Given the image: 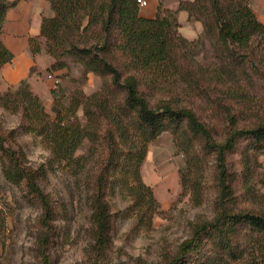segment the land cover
I'll use <instances>...</instances> for the list:
<instances>
[{
    "label": "trees",
    "instance_id": "trees-1",
    "mask_svg": "<svg viewBox=\"0 0 264 264\" xmlns=\"http://www.w3.org/2000/svg\"><path fill=\"white\" fill-rule=\"evenodd\" d=\"M48 1L52 14L43 15L39 34L29 39L31 52L40 53L44 42L53 58L52 69L66 68L70 59L83 66L84 75H98L101 90L84 101L75 97L69 110L64 114L58 110L54 120L45 118L40 97L25 80L16 91L2 95L0 101L15 110L22 107L30 120L28 127L40 129L60 161L71 158L86 137L95 140L101 125L104 127L106 155L97 175L92 222L105 234L112 225V212L103 200L108 191L130 193L143 222H151L155 216L159 202L141 174L152 141L171 131L186 150L210 135L213 127L201 121L193 97L188 96L193 92L215 103L212 92L218 84L228 100L224 103L228 114L220 132L223 137L217 144L220 151L246 157L248 166L252 155L264 154V102L252 100L239 90V80L224 76L233 69L246 78L252 79L251 71L264 77V22L249 0H180L179 8L204 27L193 40L181 35L179 22L167 15H142L139 0ZM13 5L10 0H0V34ZM205 38L210 40L216 59L208 66L197 59L198 44ZM13 58L14 52L0 40V68ZM218 103H222L221 98ZM81 104L89 120L86 126L76 116ZM16 145L17 129L7 130L0 121L4 177L24 185L28 196L45 202V212L50 214L41 187L45 170L24 163L25 154ZM213 146L207 142L209 149ZM222 167L224 174L227 166ZM245 169L244 190L255 197L250 169ZM235 179L236 172L231 180ZM220 185L223 198L234 197L231 184L221 180ZM192 188L201 195L200 181ZM220 209L213 220L193 226L191 237L168 264H264V206ZM47 239V235H40V242Z\"/></svg>",
    "mask_w": 264,
    "mask_h": 264
},
{
    "label": "rangeland",
    "instance_id": "rangeland-1",
    "mask_svg": "<svg viewBox=\"0 0 264 264\" xmlns=\"http://www.w3.org/2000/svg\"><path fill=\"white\" fill-rule=\"evenodd\" d=\"M10 1L16 4V0ZM25 1L18 0L17 4ZM249 1L264 22V0ZM179 4L180 0H146L142 15H167L179 22L181 35L196 39L203 32V24L190 18L189 13L185 15L188 11L180 9ZM18 5L12 10L0 40L17 53L15 58L19 59L24 51L28 58L19 76L8 69L10 65L0 68V97L8 91H16L25 80L40 97L45 118L54 120L58 110L61 114L69 110L75 97L84 101L100 91L102 79L92 72L84 75L83 66L70 59L66 68L52 69L53 58L47 53L44 42L41 52L34 55L29 39L35 35L26 33L32 11L28 8L22 17H18ZM50 11V6H45L43 14ZM23 20V28L19 30V22ZM197 49V59L202 64L208 66L216 62L209 39L205 38ZM251 74L252 79L243 77L238 70L229 69L224 76L239 80L241 92L263 103L264 77L254 75L253 71ZM214 86L215 103L199 96L197 91L188 95L193 97L197 116L213 127L202 143L185 150L181 139L166 131L149 145L141 174L159 202L151 222L140 220L139 207L130 193L108 191L103 198L112 212L108 234L92 222L97 175L106 155L104 127L101 125L98 138L86 137L71 158L60 161L52 153L43 133L38 132L40 129L28 127L30 120L23 114L22 107L15 110L3 106L0 101V121L7 130L17 129L16 148L25 154L24 163L45 170L41 187L51 209V213L46 214L45 202L28 196L24 185L9 182L0 164V264H168L180 245L191 237L193 226L213 220L220 207L264 206V154L252 155L250 167L245 164L246 157L222 152L217 146L223 137L220 132L228 114L224 104L228 100L219 91L221 85ZM219 98L222 99L220 105ZM76 116L82 126L88 125L83 104L77 109ZM208 141L214 145L210 149ZM223 164L227 166L224 174L221 172ZM246 166L257 192L255 197H249L244 190ZM234 172L237 179L232 181ZM221 180L232 185L234 197L223 198ZM196 181L202 184L201 195L192 188ZM42 234L48 236L45 243L40 242Z\"/></svg>",
    "mask_w": 264,
    "mask_h": 264
},
{
    "label": "crops",
    "instance_id": "crops-1",
    "mask_svg": "<svg viewBox=\"0 0 264 264\" xmlns=\"http://www.w3.org/2000/svg\"><path fill=\"white\" fill-rule=\"evenodd\" d=\"M17 1L18 0H16V4L14 6L10 7L9 10H8L7 19H6L5 24H4L3 32H4L5 28H6V22L9 19V16H10L12 10L14 8H16V6L18 5ZM45 6L46 7L50 6V3H49L48 0H26L24 3H22V2L19 3L18 8H17V10L19 9L18 10V17H22L24 15V10H26L28 8H30V10L32 11V14H31V17H30V21H29V25H28L26 33H28L30 35L39 34L43 15L52 14V9H51L49 14H43V9H44ZM50 8H51V6H50ZM184 14L188 15V12L187 13L184 12ZM24 22H25V20H23L22 22H19V26H18L19 30H21L23 28L22 24ZM197 22H199V21H197ZM3 32L1 34H3ZM23 53H24V55H21L19 57V59H17V58H15V55L17 56V53L15 52L14 53V58L12 60L13 62L12 63L9 62V63H6L4 65V66L10 65L8 67V69L13 70L14 71V75H18V74L21 75L22 71L24 70V67H25V64H26L25 62H26V59L28 57L26 56L27 55V51H24Z\"/></svg>",
    "mask_w": 264,
    "mask_h": 264
},
{
    "label": "built area",
    "instance_id": "built-area-1",
    "mask_svg": "<svg viewBox=\"0 0 264 264\" xmlns=\"http://www.w3.org/2000/svg\"><path fill=\"white\" fill-rule=\"evenodd\" d=\"M141 6H144L146 4V0H139Z\"/></svg>",
    "mask_w": 264,
    "mask_h": 264
}]
</instances>
